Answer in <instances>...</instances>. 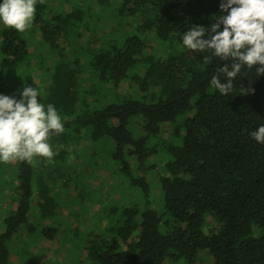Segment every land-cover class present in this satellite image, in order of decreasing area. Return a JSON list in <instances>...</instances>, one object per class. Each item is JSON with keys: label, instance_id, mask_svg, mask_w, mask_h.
<instances>
[{"label": "trees", "instance_id": "16d2710c", "mask_svg": "<svg viewBox=\"0 0 264 264\" xmlns=\"http://www.w3.org/2000/svg\"><path fill=\"white\" fill-rule=\"evenodd\" d=\"M46 1L38 0L30 25L57 54L42 104L45 111L49 103L55 106L65 128L48 142L97 144L127 189L99 207L93 216L99 226L76 227L72 247L82 257L77 255L74 264H204L205 252L212 264H264V144L249 135L264 124V75L245 70L234 81V91L221 96L210 79L224 62H205L204 54L189 55L182 44L192 26L215 23L221 0H119L114 11L138 19L136 30L118 42L103 38L94 45L91 39L97 35L90 31L89 41L76 44L68 56L66 46L74 47L73 37L81 35L85 11L78 6L51 9ZM147 31L179 48L161 56L151 48ZM27 43L22 33L0 27V62L11 65L0 68V88H14L16 79L31 83ZM84 45L87 55L76 52ZM84 79L93 82L88 90L81 89ZM250 81L254 94L240 95L241 84L247 88ZM124 82L129 89L121 87ZM98 91L100 99L89 104L86 96ZM136 120H142L141 130L132 132ZM164 124L171 126L173 140L159 144ZM158 150L164 160L153 205L146 173L154 168L151 157ZM65 153L60 147L46 178L35 175L32 161H12L13 171L0 182L2 190L11 188L16 202L1 219L0 264H11L20 232L53 238L57 227L39 220L84 200L79 189L67 204L53 188L59 179L62 191L68 186ZM131 193L135 199L122 204ZM30 213L36 214L32 221Z\"/></svg>", "mask_w": 264, "mask_h": 264}, {"label": "rangeland", "instance_id": "374dc122", "mask_svg": "<svg viewBox=\"0 0 264 264\" xmlns=\"http://www.w3.org/2000/svg\"><path fill=\"white\" fill-rule=\"evenodd\" d=\"M119 0H47L46 3L51 9H59L64 11L71 10L72 7H81L85 13L83 18V29H81V35L73 37V46H66V55H73L76 44H83L89 41L90 31L95 32L97 39H91V44L105 38L107 42H118L121 37L126 34H130L136 30V26L139 24L138 19H134L131 16H118L114 11L118 6ZM138 20V21H137ZM3 23H0V27ZM87 25V27H85ZM28 41L29 52L31 53L28 65H29V82L26 85L16 79L15 87L9 89L5 86L0 88V95L15 96L19 98V92L23 90L25 86L37 87L40 90V98L38 102L42 103V97L45 93V88L48 85L49 73L51 72V66L57 59L55 51L50 50L46 44H44L38 34L36 28H32L31 25L22 33ZM147 38L151 41V48L157 51L163 56L168 51H173L174 48H179L178 45H166L155 38L149 31L145 32ZM95 41V42H94ZM77 45V46H78ZM76 46V47H77ZM187 54L191 55L193 52L185 48ZM76 52L81 55H87L88 48L80 47ZM5 65V66H3ZM0 62V68L9 69L11 65ZM8 70V72H10ZM17 70H19L17 68ZM20 73L19 71H17ZM88 73V72H87ZM86 76V74H85ZM10 79V74L8 73ZM19 81V82H18ZM4 83H7L4 81ZM81 89L88 90L93 84L89 79L80 80ZM124 89H129L128 83L124 82L121 85ZM100 90V89H99ZM99 93V94H98ZM89 104L96 103L95 100L100 99L101 91L96 94L86 96ZM103 104L104 101H98ZM142 120L132 121L130 129L132 132H139L141 130ZM171 126L164 124L161 127V131L157 138V143H166L173 138L170 135ZM54 153L56 154L60 147L65 149L64 159L66 162L65 177L68 181V186L62 191V179L56 180V184L53 187L58 194L59 190L63 201L69 204L71 198L69 195H74L75 191L78 193L80 190L85 194L84 200L76 204L71 203L69 208L58 207L55 210V215L46 220H39L40 224L47 226L54 225L57 227V232L53 238H46L39 236L38 234H27L26 232H20L14 239V248L12 246V252L10 254L11 264H74L77 255L82 257V253L77 248H73L72 239L74 230L76 227L87 229L94 223L96 225V219L93 216L96 212L101 211L103 203L111 198L117 199L127 193L124 178L120 175L115 168L111 167V160L107 157L106 153L100 151L97 144L89 143L87 140L71 143L69 145H58L56 143H50ZM106 147V146H105ZM105 148H103L104 150ZM164 154L162 150H158L155 156L151 157L154 162V168L149 169L146 173V178L150 183L151 196L150 199L154 200L153 205H157L156 197L158 195L155 180L158 175L162 174ZM105 160H104V159ZM35 169V175H41L42 178H46L48 170H50L51 162L45 157L35 156L32 159ZM2 163V162H0ZM11 161L4 168L0 169V182L9 177V173L13 171ZM10 164V165H9ZM147 164H150L147 162ZM80 189V190H79ZM11 188L1 189L0 186V225L1 219L6 213L7 209L14 208L16 202L11 198ZM125 200L122 204L129 205L130 201L135 199V195L132 193L125 196ZM99 199L102 204L97 201ZM62 201V202H63ZM36 202V200H35ZM87 205V206H86ZM86 206V211L83 207ZM35 210V209H34ZM31 215V213L29 214ZM36 215V214H35ZM35 215L32 214L29 220L35 219ZM36 222V221H35ZM99 226V225H98ZM68 232V233H66ZM67 234V235H65ZM28 243V252H25V245ZM22 255H29L31 258H22ZM204 264H212L207 252L204 253Z\"/></svg>", "mask_w": 264, "mask_h": 264}, {"label": "clouds", "instance_id": "9594fccd", "mask_svg": "<svg viewBox=\"0 0 264 264\" xmlns=\"http://www.w3.org/2000/svg\"><path fill=\"white\" fill-rule=\"evenodd\" d=\"M38 0H3L0 23L23 33L33 22ZM215 23L205 28L192 26L182 36L187 50L204 54L203 60L215 58L222 67L210 79V86L221 96L234 91V81L245 70L255 68L256 77L264 75V0H221ZM223 13H227L224 15ZM255 89L242 84L240 95L254 94ZM40 90L25 86L15 96L0 95V162H31L40 156L51 160L55 153L48 142L51 135L64 133L65 128L55 106L38 102ZM264 144V124L249 134Z\"/></svg>", "mask_w": 264, "mask_h": 264}]
</instances>
